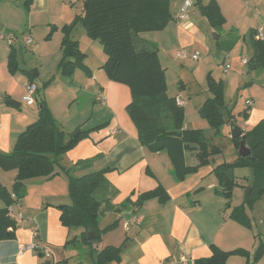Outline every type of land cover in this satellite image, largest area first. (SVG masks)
Instances as JSON below:
<instances>
[{
  "label": "crops",
  "instance_id": "crops-1",
  "mask_svg": "<svg viewBox=\"0 0 264 264\" xmlns=\"http://www.w3.org/2000/svg\"><path fill=\"white\" fill-rule=\"evenodd\" d=\"M28 1L25 0V3ZM211 1L213 0H202L205 5ZM214 1L217 2L225 19L218 38L220 40L222 38L223 44L228 47V54L231 55L230 60L233 65H227H230L232 69L236 67L239 69L248 68V65H244L242 60L248 61L253 55L251 47L247 44L251 32L257 34V39L264 41V0ZM30 2L29 22L33 24L32 17L38 11L37 7L43 8L44 4L49 7L51 3H58L59 7H64L67 0H31ZM170 11L174 20L164 30L156 31L162 34L161 39L164 37L163 42L169 40L170 44L174 45V49L187 50L186 48L192 45L203 49L205 39H207L205 34L212 26L207 18L200 13L196 1L171 0ZM182 12L188 17L185 21L177 18ZM72 16H67V24L63 26L54 24V26L61 29L64 26H69L73 19ZM77 29L78 26L71 32V38L79 42L76 35ZM139 37L135 39H142ZM62 38H64V33ZM201 41L204 42L203 45ZM61 46L62 44L60 45L62 57ZM85 66L93 75L92 78L89 80L86 70L78 68L72 76V81H78L81 86L86 83L91 84L92 91L89 96H92L96 103H98L96 95L99 92L106 96L107 105L104 107L107 109V115L105 123H103V125L107 124L106 129H102L100 127L102 125H96L89 130L82 131V126H78L69 132L59 121V117L53 115L62 129L67 131V134L87 132L88 136L81 139L74 149L63 156L54 177L38 178L25 183V197L13 206L15 212H21L25 218H29L31 221L16 224L13 238L0 241V264H59L63 260H69L64 258L63 248L67 242L69 243L72 229L63 226L61 212L57 208L59 205L70 203L68 178L67 180L64 177L61 178L60 175L64 174L62 169H68L75 177H82L103 170V168L112 170L106 176L107 184L102 187L109 191L106 192L108 196L98 193L101 188L95 195L102 202L101 208L107 205V212L111 214L107 220L104 218L102 223H98V228L103 231L116 222H118V226L112 231L103 233L100 239L101 244H95L91 249L101 251L108 246H123L121 261L113 264H165L170 259L176 260L174 264H182L183 260L198 261L210 258L213 255L212 246H216L224 252L244 249L250 254L249 258L233 256L228 259L226 264H264V256L259 262H254V252L261 243H264L262 238L259 242L248 239L245 230H243L245 226L228 217L229 214H222V204L225 199L216 193V190H220L219 181L213 174L215 167L220 164L209 168V163L196 173L188 175L185 180H178L167 152L153 153L141 145L138 131L127 112V107L133 101L130 89L124 84L111 81L106 72L102 70L103 65H99L97 71L92 70L90 65ZM164 69L167 71V68ZM17 72L15 74L9 72V74L12 79L18 78L22 90L8 86L4 93L0 94V153L2 154H9L13 151L18 137L36 122L39 116V103H37L38 112L28 110L26 114L21 112V104L16 106L9 103V101L15 100V96L19 93L24 94V97L26 95L25 85L28 82L37 83L36 78L39 76L37 72L32 74L22 69ZM260 72L262 78L259 84L264 87V69H260ZM29 74H32V80L29 78ZM73 86L69 87L74 88ZM182 87L184 86L182 85ZM78 94L77 90L70 93L73 95L74 101L79 100ZM39 95L36 96L37 99L43 97L45 100V91ZM63 97H65V102L67 95L65 94ZM170 97L180 96L170 95ZM3 100L8 107L2 106ZM45 102L50 107L48 101L45 100ZM226 108L225 117H227V110H230L235 117L236 124L238 122L237 115L239 118H243L244 126L237 125L245 132L251 131L264 121V103L244 110L247 111V117H244V111L234 112L231 104H227ZM50 110L53 112V107H50ZM185 114L187 115L186 112ZM17 118L20 120L18 121ZM230 124L225 125L223 130L224 132L230 130L229 136L231 137ZM184 129H201L205 132L211 128L208 122L201 117V121L194 127H189L185 123ZM234 150L238 158L239 152L235 148ZM186 164L192 167L198 165L195 153L186 154ZM16 176V170H12L10 174L0 170V184L8 188V184L11 182L10 185L13 187ZM9 178L11 181H8ZM207 182H210L208 188L205 187ZM158 187L166 192L169 200L165 203H161L158 199L143 202L133 213L136 222L130 224L129 229L126 230L125 222L132 219L130 214L132 209L127 207V200L131 199L136 202L140 195ZM9 189L12 191L9 192L13 193L12 188ZM193 196L196 199L191 201ZM6 207L5 202L0 198V210ZM113 211L114 213H112ZM35 230L50 256L36 252H24L23 255H19L20 246L34 241ZM76 231L81 239L83 229ZM238 241H248L249 243H242L240 247H235V242ZM89 255L93 258L91 254Z\"/></svg>",
  "mask_w": 264,
  "mask_h": 264
},
{
  "label": "trees",
  "instance_id": "trees-1",
  "mask_svg": "<svg viewBox=\"0 0 264 264\" xmlns=\"http://www.w3.org/2000/svg\"><path fill=\"white\" fill-rule=\"evenodd\" d=\"M30 1L26 2L28 11ZM83 1L88 5L86 9L84 8V14L77 17L71 25L62 28L64 38L58 71L66 77H72L75 70L80 68L86 70L88 76H92L84 64L85 55L80 51L79 42L71 38V32L80 24L83 25L88 38L98 41L107 54L102 70L111 81L124 84L130 89L133 101L127 107V112L138 131L141 145L153 153L167 152L176 178L180 181L208 165L212 157L221 153L220 148L208 143L203 130L184 129L185 108L179 107L175 98L167 94L166 70L160 63L158 51L140 50L135 44V38L140 34L164 30L174 20L170 11L171 0ZM195 1L200 13L207 18L213 28L224 25L225 19L216 1L213 0L206 5L202 0ZM256 35L255 32H251L247 41L253 51L247 63L252 71L264 69V41L257 39ZM8 66L12 74L17 73L18 64L13 50ZM29 78H32V74H29ZM207 81L211 97L200 107L199 114L208 122L214 135L219 136L222 127L234 122L235 117L230 110H227L225 117L224 111L227 108L222 82H217L211 76ZM46 88L47 85L41 88L38 86L36 96L38 97ZM35 99L40 106L37 121L18 137L11 153H0V169L17 171L13 193L0 184V198L7 206L0 210V241L14 236L16 224L8 217V207L25 197V183L36 178L54 177L63 156L74 149L81 139L88 136L87 132H81L77 139H73L72 134H67L59 125L45 100ZM243 114L247 117V111ZM243 134V138L231 139V142L237 152L242 141L251 150V154L245 158L238 156L236 163L251 167L253 170L247 201L264 195V121L249 132L243 131ZM187 153H195L197 166L186 164ZM232 170V166L227 164H220L213 170L220 186V190H216V193L228 200L231 198L232 188L238 185ZM62 171L68 177L70 203L57 207L61 212V222L68 229H83L81 240L95 245L100 241L103 233L112 231L118 226L116 222L103 231L98 228L102 202L95 194L107 184L106 176L112 170L106 168L82 177L73 176L68 169ZM12 194H15L17 199H13ZM151 199L165 203L169 200V196L158 187L140 195L136 202L128 199L126 204L135 211L143 202ZM231 218L246 228L251 226L242 208L237 207ZM90 235L94 236L93 240H89ZM122 249L123 246H108L99 251L97 260L92 264L119 263ZM212 251L213 255L210 258L200 259L196 263L226 264L233 256L244 258L250 256L244 249L224 252L212 246ZM263 256L264 243H261L254 252V262H259Z\"/></svg>",
  "mask_w": 264,
  "mask_h": 264
},
{
  "label": "rangeland",
  "instance_id": "rangeland-1",
  "mask_svg": "<svg viewBox=\"0 0 264 264\" xmlns=\"http://www.w3.org/2000/svg\"><path fill=\"white\" fill-rule=\"evenodd\" d=\"M36 9L38 11L32 17L33 24H31L28 13L30 9L29 11L26 9L25 0H0V36L14 34L19 37V41L15 42L13 46H9L6 41L0 39V94H3L5 88L8 86H14L17 90H22L20 82L17 80L18 78L12 79V76L9 74V67L7 69L12 50H15L14 54L15 57L17 54L16 59L20 66L19 69L26 70L32 74L37 72L39 76L36 78V84L39 88L47 85L44 97L50 104V107H53L54 111L52 112L50 107L48 108L55 117H59V121L65 129L70 132L75 130V127L82 126V131H86L96 125H102V129H106V125L104 124L105 126H103V123H105L107 109L100 102L96 103L92 96H89V93L92 91V85L86 83L81 86L78 84V81H72V77H66L58 71V66L62 59L60 45L62 44L63 33H61L62 29L54 26V24L63 26L67 24V16L73 15V19L69 23L71 25L77 17H81L84 14V1L67 0L64 7H59L58 3H51L49 7L44 4L43 8L39 6ZM61 16L62 18H59ZM220 32L221 26L210 27L207 34H205V38L207 39H205L203 49H199L195 45L186 48L187 50L181 48L174 49V45L170 44L169 40L163 42L164 37L161 39L162 34L155 31L143 33L140 35L142 37H139L142 39H135L138 49L153 50L155 48L158 51L160 63L163 68H167L166 86L168 96L177 95L187 101V106L185 107L187 115L185 114L184 124H188L189 127H194L196 123L198 124L201 121L199 107L208 97H211L207 81L209 76L217 82H222L225 103L226 105L231 104L236 113L243 112L246 109L249 110L264 103V87L259 84L262 78L260 69L252 71L247 67H243L242 69L236 67L235 69L226 70V65H233V63L230 60L231 55L227 52L228 47L223 44L222 38L221 40L218 38ZM26 35L33 38L34 46L25 47L23 38ZM76 35L79 40L80 51L85 55V65H90L92 70L97 71L100 67L99 65H103L107 60V54L103 46L98 41L89 39L84 26L81 24L78 26ZM143 39L147 41L142 42L141 40ZM203 44L204 42H202ZM196 51L199 53V60L197 61L191 58H178V52L192 54ZM92 76H88L89 80ZM69 86H73L74 88H70ZM73 90H77L79 93L78 101H74L73 95H70ZM65 94L67 95V99L64 102L65 97L63 96ZM23 95L19 93L15 96V100H13L22 105L21 112L23 114H26L28 110L38 112L39 106L37 103L33 107H28L23 101ZM246 101H252V105L248 106ZM2 106L8 107L4 100ZM17 120L19 121L20 119L17 118ZM237 120V124L240 127L244 126L243 118H239L237 115ZM229 132H224L223 127L219 136H215L212 129L205 131L208 143L218 146L221 150V153L210 161L209 168L221 163L230 165L232 166L234 176L238 179V185L232 188L230 200L225 198L223 200L222 214H229L228 217L231 218L237 207L242 208L243 213L248 216L251 224L248 227L250 230L242 227L246 232L247 238L257 242L262 238V242H264V195L246 201V197L250 192L249 190H251L253 170L251 167L236 165L238 158L236 157ZM11 171L4 172L10 174ZM60 176L66 180L68 178L65 173ZM8 181H11L10 178ZM9 183L11 184V182ZM10 184H8V191H11L9 188L13 190ZM209 184L210 182H207L205 187L208 188ZM100 190L98 193L100 192L103 196H108L106 192L109 191L107 189L101 188ZM208 192L210 191L208 190ZM206 194L207 192L204 196ZM193 199L196 198L193 196L191 201ZM202 200L204 199L202 198ZM107 211L108 207L104 205L100 210L99 224L100 222L102 223L104 218L107 220V217L110 216L111 213ZM76 230L79 229L72 228L69 243L67 242L63 248L64 258H68L69 260H63L61 263L95 262L99 251L91 249L92 244L82 241ZM242 243L249 242H235V247H240ZM95 244L100 245L101 242L97 241ZM59 254H62V252H59Z\"/></svg>",
  "mask_w": 264,
  "mask_h": 264
},
{
  "label": "built area",
  "instance_id": "built-area-1",
  "mask_svg": "<svg viewBox=\"0 0 264 264\" xmlns=\"http://www.w3.org/2000/svg\"><path fill=\"white\" fill-rule=\"evenodd\" d=\"M183 11L185 12V9ZM184 12L179 14L177 16V18L182 20V21L187 20L188 17ZM0 39L6 41L9 44V46H13V44L19 40V37L17 35H14V34H7V35H1ZM33 43L34 42H33V39L31 36H29V35L24 36L23 44L26 47H32ZM178 58H181V59L191 58L192 60L197 61V60H199V53L189 54L188 52H178ZM242 63L244 65H247L248 61L242 60ZM229 69H231V66L227 65L226 70H229ZM25 88H26V95L23 98L24 103L27 106L35 105L36 104L35 98H36V95L38 92V85L36 83H33V82H28L25 85ZM96 100L104 106L107 105V98L102 92H99L96 95ZM175 102L179 107L185 108L187 106V101L181 99L180 97L175 98ZM247 105L251 106L252 101H247ZM12 198L17 199L15 194H12ZM133 213H134V211L131 210L130 214L132 215V219L130 221L125 222V224H124L126 230L129 229L130 224L136 222V217L133 215ZM8 217L15 224H18L20 222H30L31 221L29 218H25L21 212H15L13 205L9 206ZM34 237H35V239L32 243L20 246L19 255H23L24 252H36V253L45 254L46 256H50V254L48 253V251L44 247V243L38 238V233L36 230L34 231ZM94 248H96V247L94 246ZM175 262H176V260L170 259L165 264H174ZM182 264H197V263H196V260L189 259V260H183Z\"/></svg>",
  "mask_w": 264,
  "mask_h": 264
},
{
  "label": "water",
  "instance_id": "water-1",
  "mask_svg": "<svg viewBox=\"0 0 264 264\" xmlns=\"http://www.w3.org/2000/svg\"><path fill=\"white\" fill-rule=\"evenodd\" d=\"M87 3L84 4V8L86 9L87 8ZM10 104H15L16 106H20V104H18L17 102L15 101H9ZM230 129H231V139H237V138H243L244 137V134H243V130L235 123V122H232L230 124ZM79 132L75 133L72 137L74 139H76L78 136H79ZM251 154V150L245 145V143L242 141L240 143V150H239V155L241 157H247ZM250 191V190H249ZM94 239V236L93 235H90L89 236V240H93Z\"/></svg>",
  "mask_w": 264,
  "mask_h": 264
},
{
  "label": "bare ground",
  "instance_id": "bare-ground-1",
  "mask_svg": "<svg viewBox=\"0 0 264 264\" xmlns=\"http://www.w3.org/2000/svg\"><path fill=\"white\" fill-rule=\"evenodd\" d=\"M8 210H9V207H8Z\"/></svg>",
  "mask_w": 264,
  "mask_h": 264
}]
</instances>
